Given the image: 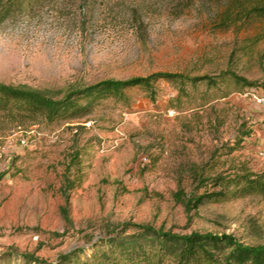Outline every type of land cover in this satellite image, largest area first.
I'll list each match as a JSON object with an SVG mask.
<instances>
[{"label":"rangeland","instance_id":"obj_1","mask_svg":"<svg viewBox=\"0 0 264 264\" xmlns=\"http://www.w3.org/2000/svg\"><path fill=\"white\" fill-rule=\"evenodd\" d=\"M235 1L38 0L0 22V81L8 84L61 89L157 72L218 82L181 92L160 80L154 100L136 87L128 103L101 100L78 121L0 131L1 258L56 264L143 225L264 246V198L196 200L206 188L195 172L242 133L250 135L233 157L264 168V146L251 143L264 107L240 96L264 90V17L222 25ZM224 72L255 86L222 80Z\"/></svg>","mask_w":264,"mask_h":264},{"label":"trees","instance_id":"obj_2","mask_svg":"<svg viewBox=\"0 0 264 264\" xmlns=\"http://www.w3.org/2000/svg\"><path fill=\"white\" fill-rule=\"evenodd\" d=\"M36 1L0 0V22L23 15ZM261 17H264V0H236L225 12L221 23L230 27ZM228 76L244 87L255 86L234 72H224L220 79L225 80ZM160 80L178 83L181 92L188 83L193 86L202 82L210 87L218 85L215 78L207 75L191 77L169 72L127 80L107 79L90 86L72 85L61 89L0 81V131L13 132L38 122L78 121L88 116L101 100L114 98L128 103L126 91L136 87L142 88L154 100L157 94L155 84ZM249 135L250 132L242 133L240 141L232 146L216 149L210 161L195 172L200 188H206V193L196 199L198 206L206 202H233L251 196L264 198V169L256 171L249 162H237L233 157L235 151L244 148L243 141ZM222 157L226 159L220 164ZM138 229L133 234H117L96 242L90 248V255H65L56 264H264V246L246 245L229 234H181L149 225ZM24 259L29 264H47L34 258ZM0 264L9 262L0 257Z\"/></svg>","mask_w":264,"mask_h":264},{"label":"built area","instance_id":"obj_3","mask_svg":"<svg viewBox=\"0 0 264 264\" xmlns=\"http://www.w3.org/2000/svg\"><path fill=\"white\" fill-rule=\"evenodd\" d=\"M240 96L250 98L258 106L264 107V90L258 91L256 89H251L245 94H240Z\"/></svg>","mask_w":264,"mask_h":264},{"label":"crops","instance_id":"obj_4","mask_svg":"<svg viewBox=\"0 0 264 264\" xmlns=\"http://www.w3.org/2000/svg\"><path fill=\"white\" fill-rule=\"evenodd\" d=\"M251 143H254L252 145H262L264 146V129H261L259 132L256 133V136H254L251 139ZM254 147V146H253ZM257 148V147H256ZM264 167V166H263ZM264 169V168H263ZM262 170V169H261Z\"/></svg>","mask_w":264,"mask_h":264}]
</instances>
